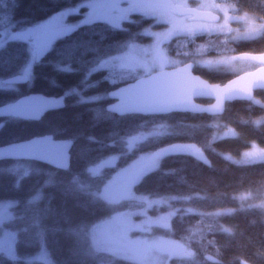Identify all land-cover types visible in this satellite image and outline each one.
<instances>
[{
	"label": "clouds",
	"instance_id": "obj_1",
	"mask_svg": "<svg viewBox=\"0 0 264 264\" xmlns=\"http://www.w3.org/2000/svg\"><path fill=\"white\" fill-rule=\"evenodd\" d=\"M122 2L115 4L119 18L130 19L133 12L150 18L138 34L152 39L147 45H131V54L116 65L122 70L118 79L183 85L184 102L174 107L191 119L158 121L147 130L141 126L120 135L118 154L101 163L86 162L73 177L66 197L83 198L93 206L129 204L103 233L72 230L82 241L89 235L92 240L82 244L79 264H264V0H127L123 8ZM120 91L122 97L127 92ZM155 96L149 91L142 98L153 101ZM194 97L208 102L196 103ZM101 98L81 95L78 103ZM172 107L146 102L122 105L119 112H167ZM169 136L186 142L140 152V160L150 163L124 170L114 192L105 169L145 143ZM235 142L242 145L238 151L220 147ZM175 155L191 157L208 173L190 179L183 168L164 169L163 161ZM156 172L175 177L169 190L135 191ZM49 204L29 202L23 216L47 212ZM152 209L158 214L150 215ZM133 232L139 235L133 238Z\"/></svg>",
	"mask_w": 264,
	"mask_h": 264
},
{
	"label": "trees",
	"instance_id": "obj_2",
	"mask_svg": "<svg viewBox=\"0 0 264 264\" xmlns=\"http://www.w3.org/2000/svg\"><path fill=\"white\" fill-rule=\"evenodd\" d=\"M83 0H0V78L22 73L30 66L29 79L24 84L0 86V105L13 101L31 92L47 95H64L65 105L61 109L45 113L39 120L5 117L0 129V145L20 141L35 135L50 133L55 138L73 141L70 166L66 170L34 160L0 161V202H10V218L4 227L15 232L16 257L11 258L0 252L3 264H46L39 260H29L44 249L51 260L57 264H79L82 244H91L90 235L82 241L73 233V229L89 232V227L97 220L115 211L128 210L129 204L105 207L93 206L83 198L79 201L65 196L73 177L81 173L88 161L96 163L118 154L120 146L115 141L120 135L130 134L143 126L147 130L158 121L179 122L191 119L185 112H171L159 115L130 113L117 115L106 109L112 100L107 96L112 90L135 77L118 79L122 70L107 68L95 69L109 56L123 50L129 42L149 41V35H141V29L151 23L150 18L134 13L132 18L123 21L122 27H114L102 19H95L78 25L71 35L57 39L47 56L39 62L32 58V49L27 40L8 34L5 31L18 32L46 20L59 10L76 5ZM105 1V0H100ZM83 9V8H82ZM71 14L70 16H77ZM140 21V23H135ZM77 25V24H76ZM11 31V32H12ZM108 78H117L110 83ZM102 96L99 100L88 99L78 103L80 97ZM208 102L205 99L199 100ZM234 107H240L236 105ZM175 141H186L179 136L163 137L158 141L145 143L139 152L120 156L115 166L105 169L107 180L121 167L126 166L140 152H151ZM239 142L222 144L221 148L238 151ZM218 167L222 161L213 158ZM23 163L28 170L12 169L14 163ZM164 169L183 168L194 178L208 169L191 157L175 155L163 161ZM227 177H225V180ZM175 177H162L160 172L146 176L135 186L137 192L169 190L167 185ZM50 201L49 211L33 212L27 217L23 211L29 202L33 206L41 201ZM162 211V210H161ZM243 223V218H240ZM105 259V254H101ZM120 264H126L121 261Z\"/></svg>",
	"mask_w": 264,
	"mask_h": 264
},
{
	"label": "water",
	"instance_id": "obj_3",
	"mask_svg": "<svg viewBox=\"0 0 264 264\" xmlns=\"http://www.w3.org/2000/svg\"><path fill=\"white\" fill-rule=\"evenodd\" d=\"M78 29L76 24H66L49 27L31 34L34 41V61L39 62L49 53L53 43L60 38L73 34ZM29 77L24 73H17L3 79L7 84H24ZM184 86L170 84L162 79L146 81L143 84H137L134 78L112 90H109L107 96L112 100L106 105V109L117 115H120L119 108L122 105L137 106L146 102H152L158 106H173L171 111L167 112H130L142 115H161L171 112H183L175 105L184 102L180 90ZM121 89L127 90L122 97ZM156 93L153 101H146L142 98L146 92ZM196 103H207L199 100L200 97L193 98ZM206 100V99H205ZM65 105L64 95H47L41 92H31L24 94L17 99L0 105V119L5 117H18L23 119L39 120L45 113L61 109ZM110 106H112L110 108ZM128 113V114H130ZM4 124L0 120V129ZM186 141H175L168 144L184 143ZM166 144V145H168ZM163 145V146H166ZM73 141L62 138H55L52 134L46 133L35 135L30 138L10 142L0 145V161L2 160H34L57 169L66 170L70 166L71 148ZM161 146V147H163ZM158 149V148H157ZM155 149V150H157ZM154 150V151H155Z\"/></svg>",
	"mask_w": 264,
	"mask_h": 264
},
{
	"label": "rangeland",
	"instance_id": "obj_4",
	"mask_svg": "<svg viewBox=\"0 0 264 264\" xmlns=\"http://www.w3.org/2000/svg\"><path fill=\"white\" fill-rule=\"evenodd\" d=\"M117 3V0H83L82 2H79L76 5L65 7L58 12L54 13L52 16L47 18L44 21H41L40 23H37L35 26L29 27L28 29H25L23 31L19 30L18 32H12L11 31H5L3 33L4 36L11 34L15 37L22 38L24 40H27L30 44V47L32 49V53L34 51V41L31 39V34L38 32L42 29H46L49 27L54 26H60V25H66V24H83L85 22H89L95 19H102L109 24H111L114 27H122L123 21L126 19L119 18V9L115 7V4ZM120 7H127V0H123L122 3H120ZM83 8V9H82ZM78 14L77 16L71 17V14ZM137 13L141 14L140 12H133L130 14V18L132 14ZM142 15V14H141ZM149 41L146 42H129L127 46L121 50L120 52L107 57L103 61H101L98 66H96L95 69L100 68H107L111 74L114 76L113 70H118L116 65L119 63L120 58L125 55L131 54V45H147L151 42L152 37H149ZM33 58V54H32ZM30 66L25 68L22 73L29 75ZM121 70V69H119ZM7 86V85H17V84H7L3 81L2 78H0V86ZM140 155L134 158L130 163H128L126 166L119 168L106 182H109L112 184V188L114 192H118L121 184V173L124 170H132L137 167H144L147 166L150 162L147 160L141 161ZM108 158V157H107ZM105 158L101 162H104L107 160ZM99 162V163H101ZM12 169H21L23 172L27 171L28 168L23 163H14L11 166ZM11 204H13V201H10ZM10 202L9 201H1L0 202V252L5 254L8 257L14 258L16 257V251L14 247L16 234L14 231L7 229L4 227V223L10 218ZM127 210L122 211H115L111 213L108 216H105L97 221H95L90 227L89 232H91L92 229L98 230L100 233H103L108 228L111 227V224L115 222V218L120 214ZM150 215H157V210L152 209L150 210ZM135 220H140L142 217L136 216L134 218ZM139 235L137 232L131 233V236L134 238L135 236ZM91 238V236H90ZM29 260H39L42 262H45L46 264H52L48 253L41 249L36 255H33L29 258Z\"/></svg>",
	"mask_w": 264,
	"mask_h": 264
}]
</instances>
